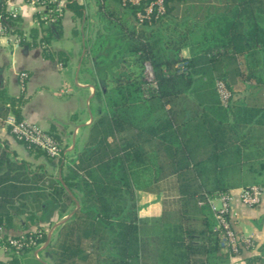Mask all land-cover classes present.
<instances>
[{"label": "trees", "instance_id": "16d2710c", "mask_svg": "<svg viewBox=\"0 0 264 264\" xmlns=\"http://www.w3.org/2000/svg\"><path fill=\"white\" fill-rule=\"evenodd\" d=\"M6 1L0 0V14L19 26V15L11 16ZM182 1L167 0L164 17L137 26L132 7L121 10L97 0L99 25L85 37L80 28L89 20L85 4L66 0L77 22L72 32L84 35L82 64H93L95 94L106 106L89 124L85 148L61 177L42 164L17 159L0 141V225L12 229L22 219L20 227L30 230L48 200L62 218L76 208L63 182L76 198L79 184V207L45 247L52 264L228 259L208 198L217 190L263 182L264 0H200L207 5L180 15ZM29 34L26 42L40 45L45 58L69 59L68 52L52 47L63 34L62 16L53 25L30 27ZM185 47L189 56L182 54ZM181 61L186 63L180 68ZM146 63L157 83L147 96ZM217 78L226 80L235 95L229 107L219 101ZM186 95L198 108L180 120L176 107ZM27 99L24 92L13 95L0 87V115L22 119ZM24 145L34 156L50 157L39 146ZM141 191L161 194L159 215L141 214ZM46 240L44 233L38 242ZM13 261L19 264L18 257Z\"/></svg>", "mask_w": 264, "mask_h": 264}, {"label": "built area", "instance_id": "2783aa9c", "mask_svg": "<svg viewBox=\"0 0 264 264\" xmlns=\"http://www.w3.org/2000/svg\"><path fill=\"white\" fill-rule=\"evenodd\" d=\"M29 5L34 8L33 26L53 25L58 16H62L67 10L66 0H26ZM122 9L132 7L134 9L133 20L137 26H150L155 21L164 17L167 13V0H115ZM18 9H11L12 17L19 15ZM19 28L21 31L16 30ZM3 39L10 41L13 45H20L32 37L29 30H24L20 25L13 24L0 14V43ZM186 61H181L177 65L181 68ZM28 76L26 71L20 72V79L24 82ZM146 88L144 95H148V91L157 89V83L149 63L145 64ZM215 89L221 105L229 107L235 95L227 84L226 80L217 78L215 80ZM5 122L9 127L11 134L17 141L29 143L39 146L53 158H61L66 161V147L62 143L60 137L51 129L44 128L37 122L27 118L20 120L10 114L5 118ZM69 164H72L69 162ZM263 187L257 183H251L238 188L234 194L230 189L217 190L208 198V203L212 211L214 229L218 234L219 244L223 252L230 257V264H240L234 259L242 250L252 249L256 246L255 239L252 235L243 234L237 231L235 221L238 211L233 209L232 200L237 196L239 200L246 205H256L262 199ZM44 233L47 238L50 235L46 228H32L30 230L13 231L0 225V264H14L13 259L18 257L26 249L34 246L36 248V256L38 251L45 242H38Z\"/></svg>", "mask_w": 264, "mask_h": 264}, {"label": "crops", "instance_id": "0c3cea01", "mask_svg": "<svg viewBox=\"0 0 264 264\" xmlns=\"http://www.w3.org/2000/svg\"><path fill=\"white\" fill-rule=\"evenodd\" d=\"M77 1L85 4L86 14L88 15L89 19L92 16L95 17L97 15V0H77ZM106 2L110 4L111 7L118 5L117 1L115 0H106ZM6 8L8 10H11L13 8L19 10L18 13L21 19L20 26L24 30H27V29L29 30V28L33 26L32 23L34 21L35 11H34V8L31 5H29L26 0H7ZM119 9L122 10L120 6H119ZM65 20L71 21L73 23V27L77 23L73 20L72 12L70 10H66L63 13L62 26ZM83 26H84V21L80 24L81 30H83ZM82 36L84 37V35ZM59 37L61 36L58 35L55 38H59ZM24 43L16 46V45H13L10 41L3 39L0 43V54L3 52L4 48H10L11 49L10 52L13 55H15L14 49L20 48ZM52 47L54 49H61V48H56L53 44H52ZM21 52L23 54L28 55L30 50L24 46V47H21ZM85 52L86 51L83 47L82 54L78 59V64L73 65V68H75L78 72L81 70L82 59L85 55ZM41 54H42V48H41ZM182 54L184 56L190 55V53L184 54L183 50H182ZM43 58L45 60L43 61V67L45 71H48L49 70L48 62L50 58H45L44 56ZM51 60H55V59H51ZM65 63L63 61L58 60V67L59 68L63 67ZM21 71H26L28 73V76L25 78L24 82H22L20 79ZM31 72L32 70L30 69V66H28V64H24L23 66H21V68L16 69L12 65L8 63H4L0 59V87H6L9 92V89H8L9 80L10 78L14 79L17 82H19L21 85L20 87L21 91L19 93L24 92L25 95L29 99L31 96L30 92L34 90V89L28 90V87L26 85V81L29 80V78L32 76ZM93 80L94 78L92 79V81L79 80V78L77 77L76 83L79 86H82L83 88H87V91H86L87 96H91V97L97 96L98 97L99 105L97 107V111H98L97 113L99 114L103 110V105L104 106L106 105H105L104 99L99 97L97 94H95V87H94ZM62 84L64 86L63 87L61 86L60 92L63 94L70 93L71 85L68 82V80L64 79ZM41 91L42 90H38L37 93L39 94ZM13 95H17V94H13ZM76 101L77 99L74 101V103H76ZM183 102L181 105H177L176 107L177 115H178L177 117L180 120L183 119L185 115L190 114L192 111L198 108L196 102L193 101L190 98V96L186 95L185 98L183 99ZM71 111H73V114L71 115L72 118L76 117V113H75L77 111L76 108H73V110ZM22 115H23V118H27L31 121L37 122L44 128L53 130L58 135V137H60L67 151V155L65 159L66 161L64 162V167L62 168L60 166L61 164L58 158H52L46 155L34 156L33 154H30V152L27 150V147L24 145V143H20L19 141H17L16 138L11 134L9 127L5 122V118L1 115H0V141L7 144L9 149L16 154L17 159H27L34 163L42 164L44 166V169L48 173L54 176H57V177H61L62 171L66 170L65 168L66 164H69V162L73 163L74 159H76L77 157L78 152L85 148V141L88 137V132H89L88 131L89 124L96 117V116L94 117L92 115L90 116L88 115L82 118L80 123L72 121L71 122L72 125L70 127H64L62 126L61 122L54 120V119H57V117L55 116H47V115L40 113V111H35V110L29 111L27 107V101L22 107ZM44 116L48 121H50L46 125L41 124V121L42 122L44 121L42 120V117ZM43 123L45 124L46 122H43ZM82 127H84L83 131H82ZM262 178H263V182L261 185L263 187V194H262V199L258 204L252 205V206L243 204L237 196H234L232 200L233 209L238 211V215L235 221V227L237 231L243 234L252 235L256 242V246L254 248L242 250L238 255L234 257V259L238 261L240 264H264V174ZM239 187L231 188L230 190L234 194H236ZM142 193H152V194H156L160 196L161 209L156 214V215H159L162 212V206H163L161 194L147 192V191H141L139 194H142ZM141 214L145 216H150V215L143 214L142 212ZM156 215H151V216H156ZM63 218L64 216L62 218H60L59 216L57 205L54 204L52 201L48 200L43 204V209L41 212H39L38 219L29 228L32 229V228L37 227L38 225H41L44 227L46 225L50 226L52 223L54 225L55 223L61 221ZM21 220L22 219H20V221ZM53 225H51L50 227L52 228ZM12 230L17 232L23 229L19 227V225H16L14 228H12ZM39 251L46 254V256L50 259L49 262L44 261L43 264H52L51 257L47 254V252L45 251V248L40 249ZM39 251H38V254H39ZM35 253H36V250H35ZM216 264H230V257L228 256V259L225 263L217 262Z\"/></svg>", "mask_w": 264, "mask_h": 264}, {"label": "rangeland", "instance_id": "374dc122", "mask_svg": "<svg viewBox=\"0 0 264 264\" xmlns=\"http://www.w3.org/2000/svg\"><path fill=\"white\" fill-rule=\"evenodd\" d=\"M196 3H198L196 5ZM107 4V3H106ZM207 5L205 2L200 0H183L179 3L178 12L180 15L184 13L187 8H192L196 6ZM98 19L92 16L83 27L85 29V37L93 36L94 30L98 27ZM98 23V24H97ZM73 23L69 20H65L63 23V34L59 38H54L52 44L56 48H61L66 50L70 57L63 67H58V60L49 59L48 71H45L43 67L44 58L41 54V46H31L28 43H24L21 47H27L30 52L28 55L21 52V47L14 49L15 55L10 51V48H4L3 52L0 54V59L4 63L12 65L14 68H21L24 64L30 66L31 77L26 81L28 90L34 89L36 91H31V96L27 100V107L30 110L40 111V113L47 116H55L57 119L55 121L61 122L62 126L70 127L71 122L80 123L82 118L86 116H97V107L99 105V99L97 96H87V88H83L76 83V78L79 80L92 81L94 78V66L91 62L82 64L81 70L78 72L73 68L74 64H78V59L83 51V36L75 35L72 32ZM184 54H189L190 49L184 48ZM94 61L92 58L90 61ZM64 79H67L71 85L70 93L63 94L60 92L61 86ZM21 85L14 79L9 80V92L11 94H18L21 91ZM38 90H42L39 94ZM77 99L76 103L74 101ZM190 103V102H188ZM103 105V109H104ZM73 108H76V117L72 118ZM42 125H46L48 121L45 116L42 117ZM82 127V131H83ZM83 133V132H82ZM22 143V142H20ZM74 192L78 199L81 196V191L79 184L77 183L74 187ZM139 205L141 212L146 215H156L161 209V199L159 195L152 193H142L139 194ZM20 227V221L16 223ZM50 233V238L53 237L54 230L49 225L45 227ZM51 240V239H50ZM49 240V241H50ZM19 264H43V262H49L50 259L43 252L39 251V256H36L35 250H28L25 253L18 255Z\"/></svg>", "mask_w": 264, "mask_h": 264}, {"label": "water", "instance_id": "95a60500", "mask_svg": "<svg viewBox=\"0 0 264 264\" xmlns=\"http://www.w3.org/2000/svg\"><path fill=\"white\" fill-rule=\"evenodd\" d=\"M63 184L65 185V187H66V189L68 190V192L75 198V200H76V208L75 209H73L72 211H70L67 215H65L64 216V218L61 220V221H59V222H57V223H55L54 225H53V230L57 227V226H59V225H61V224H63L65 221H67L73 214H74V212H75V210L79 207V205H80V203H79V201L76 199V197L74 196V194L72 193V191L68 188V186H66V184L63 182ZM50 235L48 236V238H47V240L45 241V243H44V245L41 247V249H44L46 246H47V244L49 243V240H50ZM40 250V249H39Z\"/></svg>", "mask_w": 264, "mask_h": 264}]
</instances>
